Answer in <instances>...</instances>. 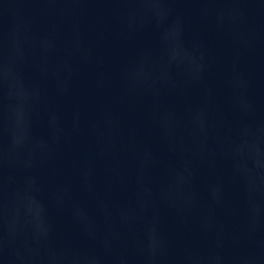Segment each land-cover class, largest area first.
<instances>
[{
  "label": "water",
  "instance_id": "95a60500",
  "mask_svg": "<svg viewBox=\"0 0 264 264\" xmlns=\"http://www.w3.org/2000/svg\"><path fill=\"white\" fill-rule=\"evenodd\" d=\"M0 264H264V0H0Z\"/></svg>",
  "mask_w": 264,
  "mask_h": 264
}]
</instances>
